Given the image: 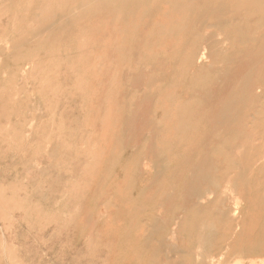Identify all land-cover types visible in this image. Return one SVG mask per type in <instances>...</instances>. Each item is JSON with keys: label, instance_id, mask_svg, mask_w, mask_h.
Here are the masks:
<instances>
[{"label": "rangeland", "instance_id": "rangeland-1", "mask_svg": "<svg viewBox=\"0 0 264 264\" xmlns=\"http://www.w3.org/2000/svg\"><path fill=\"white\" fill-rule=\"evenodd\" d=\"M263 155L264 0H0V264H264Z\"/></svg>", "mask_w": 264, "mask_h": 264}, {"label": "bare ground", "instance_id": "bare-ground-1", "mask_svg": "<svg viewBox=\"0 0 264 264\" xmlns=\"http://www.w3.org/2000/svg\"><path fill=\"white\" fill-rule=\"evenodd\" d=\"M251 111V110H250ZM262 165H264V155H263V162H262ZM233 193H231V196H232ZM212 195V194H211ZM168 196V195H167ZM211 197V196H210ZM202 200V199H201ZM202 202V201H201ZM235 204V203H234ZM235 207V206H234ZM237 211V210H236ZM235 213V212H234ZM233 214V213H232ZM173 229V228H172ZM173 235V234H172ZM211 261V260H210ZM212 262V261H211ZM235 263V262H234ZM233 263V264H234ZM235 264H243L241 261H237L236 260V263ZM260 264H263V262H260Z\"/></svg>", "mask_w": 264, "mask_h": 264}]
</instances>
